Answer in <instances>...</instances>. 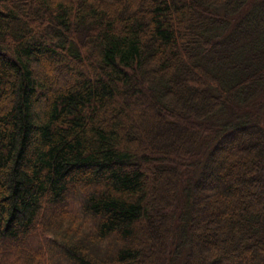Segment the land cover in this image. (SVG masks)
Wrapping results in <instances>:
<instances>
[{
    "label": "trees",
    "instance_id": "obj_1",
    "mask_svg": "<svg viewBox=\"0 0 264 264\" xmlns=\"http://www.w3.org/2000/svg\"><path fill=\"white\" fill-rule=\"evenodd\" d=\"M0 264H264V0H0Z\"/></svg>",
    "mask_w": 264,
    "mask_h": 264
}]
</instances>
